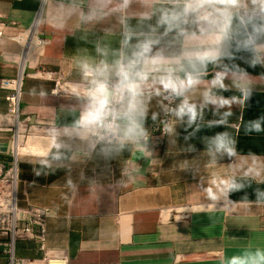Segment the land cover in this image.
I'll return each mask as SVG.
<instances>
[{
	"label": "crops",
	"instance_id": "0c3cea01",
	"mask_svg": "<svg viewBox=\"0 0 264 264\" xmlns=\"http://www.w3.org/2000/svg\"><path fill=\"white\" fill-rule=\"evenodd\" d=\"M91 2L0 0V80L22 76L14 129L8 128L6 100L13 92L0 88V167L16 170V207L49 210L46 246L63 252L68 264H228L246 250L264 248V197L258 195L264 192V131L246 133L239 120L264 117V81L258 78L264 68L236 61L256 80L245 107L233 106L227 129L209 127L216 117L205 111L191 127L176 122L163 147L148 149L150 157L132 145L104 156L99 145L93 150L73 138L70 121L82 105L79 96L51 93L55 79L84 84L81 61L96 57L97 46H118L114 15L80 21ZM233 94L239 95L223 93ZM161 112L154 99L145 123L148 135ZM27 117L31 136L23 145L19 133ZM225 130L236 141L235 154L213 156L210 139ZM11 131L16 158L10 159ZM17 220L19 226L27 222ZM14 256L42 254L33 240L20 236Z\"/></svg>",
	"mask_w": 264,
	"mask_h": 264
},
{
	"label": "clouds",
	"instance_id": "9594fccd",
	"mask_svg": "<svg viewBox=\"0 0 264 264\" xmlns=\"http://www.w3.org/2000/svg\"><path fill=\"white\" fill-rule=\"evenodd\" d=\"M110 15L118 25V46H97L96 57L81 61L87 78L79 113L70 121L73 138L90 149L99 145L109 156L132 145L150 157L145 123L154 99L175 118L163 123L162 131L172 135L176 122L191 127L205 111L216 117L209 127L227 129L233 106L245 107L251 98L256 77L236 61L264 68V0H92L79 19ZM258 78L264 81V73ZM239 120L246 133L264 131V117ZM235 144L225 130L210 139L208 151L232 156ZM228 264H264V248L246 250Z\"/></svg>",
	"mask_w": 264,
	"mask_h": 264
},
{
	"label": "built area",
	"instance_id": "2783aa9c",
	"mask_svg": "<svg viewBox=\"0 0 264 264\" xmlns=\"http://www.w3.org/2000/svg\"><path fill=\"white\" fill-rule=\"evenodd\" d=\"M3 29V24H0V35L1 31ZM41 43L42 41L39 40ZM84 76L87 77V73H84ZM19 76L17 78L12 79H1L0 80V88L2 89H9L12 90V94H10L6 100L8 102L9 108H10V116L14 117L17 116V104L20 97V85H18ZM21 84V81H20ZM84 90V84H78V83H66V82H60L59 79L54 80V88L51 91L52 94H58L60 92H65L69 94H76L80 96L83 93ZM169 102L164 101V104L167 105ZM170 119H173V117H169L167 112L165 110H162L161 115L158 119L157 124H155L151 130L150 134L148 135V141H147V147L150 149L154 146H164L166 142V137L168 134L164 133L162 131L163 129V123L168 122ZM31 122L30 118H25L22 121L23 127H27L28 123ZM153 136H158L159 138H153ZM0 169H4V166H1ZM9 174V172H8ZM7 174V175H8ZM9 176V175H8ZM8 184H12V178L4 179L0 181V200L9 198V193L6 195L5 193V187ZM16 185H17V176H16V184H15V207H16ZM2 209L3 206H0ZM16 210L20 212L19 219L26 220L27 222L23 225L19 226V222L16 218L14 231H12L13 234V240L18 237V235H24L29 237L31 240H33L37 246V251L42 254L41 258L37 259H24V258H17L14 256L13 251V244L10 246V263L11 264H68V260L66 255L63 252L59 251H50L48 250L46 246V234H45V219L50 215L49 210L47 208H40L35 209L32 211H21L16 207ZM34 214L33 219H29V215ZM12 240V243H13Z\"/></svg>",
	"mask_w": 264,
	"mask_h": 264
},
{
	"label": "rangeland",
	"instance_id": "374dc122",
	"mask_svg": "<svg viewBox=\"0 0 264 264\" xmlns=\"http://www.w3.org/2000/svg\"><path fill=\"white\" fill-rule=\"evenodd\" d=\"M13 117L10 116L9 121H11V127L8 128H12L14 129V123H13ZM11 129V130H12ZM21 132L19 133V135L21 136V140L23 145H26L27 142L29 141V136H31V132L29 127H21ZM17 135V134H16ZM16 140V136L14 137V131L9 132V136L7 141V153H8V157L11 159L12 157L16 158L13 147H14V142ZM12 161V160H11ZM14 166L9 165L4 169H0V181L4 180V179H9L10 181V177L12 178L14 176ZM9 172V174H8ZM16 172V170H15ZM9 176H8V175ZM12 189L10 192V197L9 198H5V199H1L0 200V206H3V208H0V264H11L10 263V246H12V240H13V234L12 231H14V226H12V218H13V213L11 211V205H10V199L12 198V192L14 191L13 189L15 188V181H14V177L12 178ZM11 184L6 185L5 187V191L7 190L8 186H10ZM18 228L21 229L20 226H18ZM20 236H24V235H18V237ZM17 237V236H16ZM23 238V237H21Z\"/></svg>",
	"mask_w": 264,
	"mask_h": 264
},
{
	"label": "bare ground",
	"instance_id": "6f19581e",
	"mask_svg": "<svg viewBox=\"0 0 264 264\" xmlns=\"http://www.w3.org/2000/svg\"><path fill=\"white\" fill-rule=\"evenodd\" d=\"M30 32V31H29ZM40 42V41H39ZM41 43V42H40ZM14 177V176H13ZM12 177V178H13ZM13 183V181H12ZM11 189H12V184L10 186H8L7 190L5 191L6 195H10V192H11ZM14 191L12 192V198L10 199V205H11V211L13 213V218H12V226H14L15 224V221H16V218H18L20 216V212L16 211V207H15V201H14V196H15V188L13 189Z\"/></svg>",
	"mask_w": 264,
	"mask_h": 264
}]
</instances>
